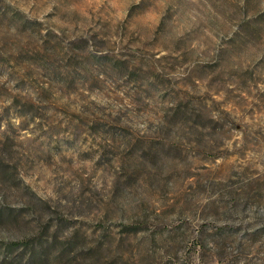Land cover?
I'll return each mask as SVG.
<instances>
[{"label": "rangeland", "instance_id": "rangeland-1", "mask_svg": "<svg viewBox=\"0 0 264 264\" xmlns=\"http://www.w3.org/2000/svg\"><path fill=\"white\" fill-rule=\"evenodd\" d=\"M5 136L45 264H264V0H0Z\"/></svg>", "mask_w": 264, "mask_h": 264}, {"label": "trees", "instance_id": "trees-1", "mask_svg": "<svg viewBox=\"0 0 264 264\" xmlns=\"http://www.w3.org/2000/svg\"><path fill=\"white\" fill-rule=\"evenodd\" d=\"M176 111L180 112V108ZM9 145L5 136L0 152V264H45L51 252L55 250L54 258L67 254V249L71 252L77 246L78 236L71 234L57 244L56 233L46 239H42L41 236L33 238L29 235L26 227L30 224L29 218L32 213L29 211L28 202L20 199L12 201L8 196L15 191L27 195L33 192L19 177L17 169L3 156ZM38 199L45 202L42 198L38 197ZM31 218L38 219V225H42L47 232L51 229L55 232L58 227H70L72 222L60 216L55 217L56 221H54V217L47 218L41 212L32 215ZM144 226V223L138 225L132 222L122 223L121 232L134 234L144 230ZM13 230H18L19 235H13L11 232Z\"/></svg>", "mask_w": 264, "mask_h": 264}]
</instances>
